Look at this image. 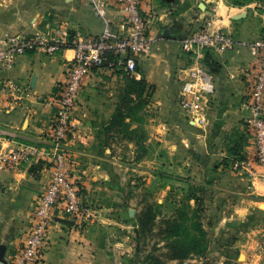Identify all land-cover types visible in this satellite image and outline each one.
<instances>
[{
	"label": "crops",
	"instance_id": "0c3cea01",
	"mask_svg": "<svg viewBox=\"0 0 264 264\" xmlns=\"http://www.w3.org/2000/svg\"><path fill=\"white\" fill-rule=\"evenodd\" d=\"M140 3L149 17L152 40L150 52L139 56L138 72L133 74L153 84V101L160 110H168L176 135L170 147L185 153L184 165L194 163L189 153L194 156L200 182L208 187L204 195L219 214L209 223L218 227L223 239L235 231L234 244L240 248L235 253L238 259L244 257L241 264H264V252L255 251L264 233V178H252L243 167L234 168L233 163L231 166V162L221 161L229 153L231 158L254 156L253 135L245 125L242 103L259 65L257 55L245 42L262 31L261 8L251 6L253 2L239 6L225 0H190L181 8L158 6L157 0ZM211 13L213 24L230 31L235 42L223 52H209L204 57L215 89L209 122L201 128L182 115L176 105L184 68L189 63L179 40L186 32L201 27ZM107 16L117 29L124 22L115 0H107ZM193 17L200 20L195 26L190 23ZM102 27L103 20L92 11L89 0H0V42L7 33L16 31L67 28L87 34L97 33ZM72 53L70 47L52 55L33 49L19 55L11 68H0V82L14 81L20 88L0 91V126L11 132L4 143L36 141L50 146L42 128L46 129L56 110L51 99L67 79L66 58ZM125 72L104 63L91 67L83 79L67 148L72 161L70 173L79 182L84 211L71 216L54 207L41 264H134L130 261V231H135L129 220L132 197L126 190L124 162L114 152L119 144L106 138L113 131L111 123L120 99L121 80L117 77ZM152 128L156 136V126ZM37 161L0 170V243L5 244L6 260L22 245L34 205L50 178L48 160L35 165ZM0 264L5 263L0 260Z\"/></svg>",
	"mask_w": 264,
	"mask_h": 264
},
{
	"label": "built area",
	"instance_id": "2783aa9c",
	"mask_svg": "<svg viewBox=\"0 0 264 264\" xmlns=\"http://www.w3.org/2000/svg\"><path fill=\"white\" fill-rule=\"evenodd\" d=\"M92 11L103 20L97 33L83 34L67 28L52 31L7 33L0 42V68H11L17 57L27 51L39 49L52 55L70 47L72 55L67 60V79L54 96L56 110L48 125L42 128L50 139V146L36 141L4 143L11 132L0 126V170L20 168L35 160H48L50 178L40 193L32 210V223L19 249L5 264H41V250L52 219L54 207L68 215L83 213L80 186L70 173L71 158L67 140L73 130V115L77 96L84 77L93 66L107 63L129 73H137L139 56L151 50L149 17L143 12L140 0H115L122 10L124 22L117 29L107 16V0H89ZM262 31L245 42L258 57V69L243 101L246 109L244 121L253 135L254 156L236 158L233 167H243L250 177L264 178V1L261 4ZM214 14L205 18L198 29L186 32L179 40L180 49L189 58L181 78L178 105L195 126L205 128L209 122L210 99L215 89L213 75L204 64L209 52H223L235 42L230 31L213 24ZM112 58L107 59L108 55ZM20 90L10 80L0 82V91ZM45 105V102H44ZM264 252V233L257 243Z\"/></svg>",
	"mask_w": 264,
	"mask_h": 264
},
{
	"label": "rangeland",
	"instance_id": "374dc122",
	"mask_svg": "<svg viewBox=\"0 0 264 264\" xmlns=\"http://www.w3.org/2000/svg\"><path fill=\"white\" fill-rule=\"evenodd\" d=\"M225 1L235 4L236 0ZM263 1L240 0L241 3L236 5L253 2L251 6L261 8ZM157 2L158 6L173 5L181 8L187 6L190 0H157ZM190 21L195 26L200 20L193 17ZM117 78L121 80L120 99L115 107L116 116L111 123L113 131L108 133L106 138L119 144L120 148H115L117 150L114 152L124 162L122 171L126 190L132 197L131 207L135 208L133 214L129 216L135 227V231H130L133 243L130 250L131 263H156L147 257V255H156L160 260L166 261V264H201L203 260H214L218 264L232 260L241 264L244 257L238 259V253H235L236 248L238 252L240 251V248L234 244L235 231L231 230L229 237L223 239L219 237L221 231L218 227H213L212 222L209 223L210 219H217L219 214L212 209V204L204 195L208 187L200 182L201 172L193 166L194 156L189 153L188 158L194 163L189 162L184 165L185 153L181 149L176 151L175 148L170 147V140L176 137L174 128L170 124L172 118L168 115V110L165 112L160 110L159 105L153 101V84L145 77L129 72L123 73L122 76L118 75ZM176 105L180 110L178 98ZM151 125L156 126V136L151 133V129L153 130ZM234 159L235 156L231 158L229 153L223 156L221 161L231 162L232 166ZM148 204H152V212L155 213L153 229L152 232L147 230L139 236V232L136 231L137 218L143 216ZM182 208L188 212L185 221L187 225H191L195 220L202 223L205 229V253L192 254L184 259H169L164 255L166 250L164 242L167 238L164 234L158 233V230L167 227V219L173 221L179 217ZM258 234L260 237L261 231ZM257 250L259 249L256 246L255 251Z\"/></svg>",
	"mask_w": 264,
	"mask_h": 264
},
{
	"label": "trees",
	"instance_id": "16d2710c",
	"mask_svg": "<svg viewBox=\"0 0 264 264\" xmlns=\"http://www.w3.org/2000/svg\"><path fill=\"white\" fill-rule=\"evenodd\" d=\"M233 3V2H232ZM235 4L241 3L240 0L234 1ZM72 30H70L71 32ZM112 56L109 54L107 59H111ZM116 116V115H115ZM236 158H242L236 155ZM234 159V160H235ZM41 160L37 161L36 164H41ZM34 166V165H33ZM31 167V171L35 172V168ZM195 200L197 197L194 198ZM188 212L185 208L179 211V217L175 218L173 221L167 219V227H161L158 233L164 234L167 238L164 242L165 257L169 259H184L192 254L203 255L206 249L205 242V229L202 223L198 220L193 221L191 225L186 224V219L188 218ZM155 213L152 212V204L147 205V209L144 211L143 216L137 218V233L139 236L144 234L147 230L152 232L154 224ZM148 258L152 259L154 262L149 264H166V261L160 260L156 255H147ZM161 261V262H160ZM201 264H218L216 261H206L203 260ZM223 264H239L236 261L227 260Z\"/></svg>",
	"mask_w": 264,
	"mask_h": 264
},
{
	"label": "water",
	"instance_id": "95a60500",
	"mask_svg": "<svg viewBox=\"0 0 264 264\" xmlns=\"http://www.w3.org/2000/svg\"><path fill=\"white\" fill-rule=\"evenodd\" d=\"M133 210L134 209L132 207L129 208L130 215L133 214ZM4 252H5V244L0 243V260L3 261V262L6 261V259L4 258Z\"/></svg>",
	"mask_w": 264,
	"mask_h": 264
}]
</instances>
